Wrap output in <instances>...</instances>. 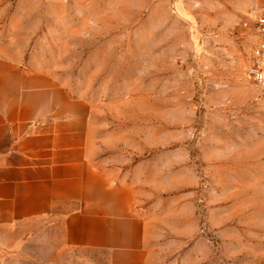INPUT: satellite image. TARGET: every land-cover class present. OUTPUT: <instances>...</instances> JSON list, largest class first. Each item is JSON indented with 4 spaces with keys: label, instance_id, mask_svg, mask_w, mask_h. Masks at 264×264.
I'll use <instances>...</instances> for the list:
<instances>
[{
    "label": "rangeland",
    "instance_id": "rangeland-1",
    "mask_svg": "<svg viewBox=\"0 0 264 264\" xmlns=\"http://www.w3.org/2000/svg\"><path fill=\"white\" fill-rule=\"evenodd\" d=\"M21 1L0 0V19L44 26L21 28L23 45L87 100L102 157L128 151L159 173L142 206L153 264H264V95L250 78L264 0ZM45 227L5 230L0 264H105Z\"/></svg>",
    "mask_w": 264,
    "mask_h": 264
},
{
    "label": "crops",
    "instance_id": "crops-1",
    "mask_svg": "<svg viewBox=\"0 0 264 264\" xmlns=\"http://www.w3.org/2000/svg\"><path fill=\"white\" fill-rule=\"evenodd\" d=\"M23 22L0 19V235L44 222L62 250L153 264L142 206L160 194L159 173L128 151L102 157L87 100L23 45L21 28L44 26Z\"/></svg>",
    "mask_w": 264,
    "mask_h": 264
},
{
    "label": "built area",
    "instance_id": "built-area-1",
    "mask_svg": "<svg viewBox=\"0 0 264 264\" xmlns=\"http://www.w3.org/2000/svg\"><path fill=\"white\" fill-rule=\"evenodd\" d=\"M253 26L256 42L251 52L250 78L264 95V8L254 14Z\"/></svg>",
    "mask_w": 264,
    "mask_h": 264
}]
</instances>
